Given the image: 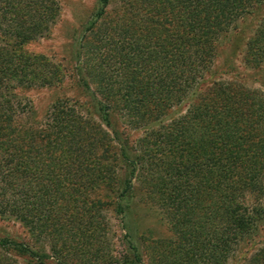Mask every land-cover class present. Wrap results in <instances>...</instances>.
<instances>
[{
	"label": "trees",
	"instance_id": "trees-1",
	"mask_svg": "<svg viewBox=\"0 0 264 264\" xmlns=\"http://www.w3.org/2000/svg\"><path fill=\"white\" fill-rule=\"evenodd\" d=\"M110 2L96 1L81 34L87 58L85 75L80 73L75 86L89 91L86 75H91V66L99 70L108 94L97 116L113 139L71 105L66 108L73 98L54 101L45 126L36 118L18 90L60 86L67 75L52 58L25 47L49 36L60 5L57 0H0V217L28 223L34 232L50 236L52 254L66 252L69 237L55 231L66 216L49 195L37 193L38 187L48 193L57 183L53 178H72L74 184L87 178L95 192L91 203L97 207L110 200L124 223L129 247L125 263L141 264L134 235L138 225L129 207L133 181L142 170L150 197L179 218L174 231L182 242L170 256L175 260L181 250L192 259L181 264H226L235 249L255 246V237L264 236V92L213 79L211 64L228 49L225 63L231 70L232 56L244 53L245 66L264 87V18L247 40L240 32L231 33L264 0H126L113 17L118 30L94 43L89 34L109 16ZM126 36L127 47L119 42ZM128 68H136L132 73L137 76L146 70L149 81L134 83L125 75L118 81ZM113 89L123 92L122 103L112 100ZM95 105L101 106L99 101ZM185 105L186 114L175 120ZM116 113L128 130L141 132L137 144L120 138L112 123ZM167 121L174 122L164 125ZM114 140L118 158L112 153ZM121 168L125 174L118 179L114 171ZM113 181L121 186L117 198L96 194ZM257 243L260 248L246 264H264V241ZM8 251L34 261L54 257L0 236V264L8 260ZM196 256L200 263L193 260ZM110 258L89 264H113Z\"/></svg>",
	"mask_w": 264,
	"mask_h": 264
},
{
	"label": "rangeland",
	"instance_id": "rangeland-1",
	"mask_svg": "<svg viewBox=\"0 0 264 264\" xmlns=\"http://www.w3.org/2000/svg\"><path fill=\"white\" fill-rule=\"evenodd\" d=\"M57 1L60 5L61 13L49 36L38 41L30 42L25 48L28 52L43 54L59 63L61 68L66 72V80L60 86L18 90V95L26 100L28 107L32 108V112L44 126L47 122L46 118L50 112V107L54 101L73 98L74 101L66 105V108L71 105L69 107H73L77 114H82L83 119L90 120L94 125L98 124L113 139L114 135L111 129L104 125L100 120L101 117L97 116L101 114L102 111L98 110L100 108L103 109V98L108 94L104 88L106 87L105 82L99 75V70L91 66V75H86L90 88L89 91L80 86H75V82L80 78V73L85 75L83 67L87 58L86 52L80 47L82 46V40H80L81 34H83L86 22L97 0ZM125 1L111 0L108 8L109 16L98 24L94 34H89L91 35L89 38L92 42L98 44L100 43V36L102 34H113L118 30L116 20L113 17H116V14L121 10V6ZM263 18L264 5L244 16L238 22L237 31L232 30L231 33L236 34L240 32L247 40ZM165 33L169 34V32H162L163 35ZM143 40H147V38ZM119 42L123 46H130L127 36L126 38L119 39ZM227 54L229 55L228 49L217 59L212 60V69L216 71L213 79L237 82L248 88L264 92V87L255 81V78L259 76H255L256 73L245 66L243 59L244 53L232 56L233 69L231 70L226 67ZM103 55L105 56V54ZM127 63L131 64L130 61ZM136 68H128L121 72L123 76H119L118 81H121L125 75L127 80L130 79L134 83L136 81L147 83L150 79L148 72L142 70L137 76L132 73ZM110 95H113L112 100L117 104L122 103L123 92L119 93L113 89ZM95 101H99L102 107L100 105L96 106ZM187 108H189L188 105L180 107L181 114L176 116L175 120L178 121L183 117L188 110ZM175 109L176 107H173L171 110ZM83 112H88V114L84 115ZM25 117L26 115H20V119L22 120H25ZM114 119L112 123L117 132L122 134L121 136L119 135L120 138L124 139L127 136L130 146H133L132 143L134 141L137 144L139 139H141V132L138 130H128L123 121L124 119L119 118L118 113L115 114ZM173 122L167 121L164 125H172ZM110 144L114 148V151L112 149V153H114L115 158H118L119 143L114 140ZM124 174V168L114 171V176L118 179H122ZM143 174L144 172L141 170L137 178L133 181L135 185V190L133 191L134 198L131 201V207H129L133 211L132 218L135 219L138 225L137 232L134 235L136 237V245L141 253V264H181L184 260L191 261L192 259L188 256L189 254L186 258L184 257V252L181 250L175 260L174 257L170 256V254L175 253L174 246L182 242L181 235L174 231V222L179 218H177L176 214H172L171 210L165 207L157 198L150 197L147 192L148 187L143 184ZM53 179L57 183L56 185L53 184L54 186L50 188V192L47 193V190L39 185L37 193L45 197L49 195L51 200L55 202L56 210L66 216V220H60L59 229L57 230L55 228V231H60L61 234H66L69 237L70 247L67 249V253L64 251L58 255L55 253L52 254L50 252L52 246V243L49 241L50 236L34 232L30 229L31 225L28 223L24 224L13 218L0 217V236L21 240L36 251H42L50 256H54L50 261H34L22 254L8 251L4 254L8 259L5 264H64L65 261L70 264H89L92 262H101L108 259V257L112 258V260L110 258V262L113 264L119 262L126 264L124 257L129 255V247L123 238L126 233L123 230L124 223H121L119 216L117 217L113 212L110 200L102 201L101 205L97 207L93 205L91 199L95 192L90 191L91 187L87 178H81L78 184H74V179L72 178ZM111 186L96 194L105 195L112 193V196L117 198L121 186L114 181ZM69 187H71V190H69ZM62 188L65 191H62ZM111 190L112 192H110ZM0 198H2L1 195ZM249 198L251 197H248L247 200L251 202ZM41 227L45 229L44 225ZM261 241H264V236L255 237V246L251 243L241 245L238 249H235L234 255L228 259L226 264H246L247 259L256 252V249L260 248L261 245L257 242ZM193 260L196 263H200L199 261H201L197 256Z\"/></svg>",
	"mask_w": 264,
	"mask_h": 264
}]
</instances>
